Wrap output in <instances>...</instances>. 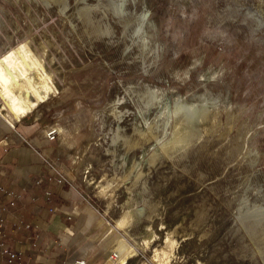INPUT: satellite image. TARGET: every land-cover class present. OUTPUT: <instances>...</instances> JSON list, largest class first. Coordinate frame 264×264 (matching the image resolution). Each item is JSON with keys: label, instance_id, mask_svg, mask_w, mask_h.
<instances>
[{"label": "rangeland", "instance_id": "1", "mask_svg": "<svg viewBox=\"0 0 264 264\" xmlns=\"http://www.w3.org/2000/svg\"><path fill=\"white\" fill-rule=\"evenodd\" d=\"M0 94L59 128L51 162L115 229L112 264L122 238L128 264H264V0H0ZM193 103L206 115L163 150ZM147 120L142 147L112 141Z\"/></svg>", "mask_w": 264, "mask_h": 264}, {"label": "crops", "instance_id": "2", "mask_svg": "<svg viewBox=\"0 0 264 264\" xmlns=\"http://www.w3.org/2000/svg\"><path fill=\"white\" fill-rule=\"evenodd\" d=\"M0 99L1 109L13 113H0V243L18 253L10 264H76L79 259L112 264L103 236L110 240L115 229L107 230L95 199L83 196L74 179L51 162L57 151L56 137L48 131L53 124L41 129L28 117L37 105L19 115L5 107L1 94ZM2 246L0 264L8 258Z\"/></svg>", "mask_w": 264, "mask_h": 264}, {"label": "bare ground", "instance_id": "3", "mask_svg": "<svg viewBox=\"0 0 264 264\" xmlns=\"http://www.w3.org/2000/svg\"><path fill=\"white\" fill-rule=\"evenodd\" d=\"M121 99L122 98L119 97L118 99L114 100L115 105L119 104V103L121 104L123 102V101H121ZM119 107H120V105H119ZM139 107H141V106L139 105ZM142 108L143 107H141V111H142ZM199 109H202V110L199 111ZM113 112L116 116L117 121L121 120V118L124 115L126 116L125 119L128 118L127 117L128 115H131V112L129 111V109H125V108H122L119 110L117 108H114ZM205 112H206L205 106L203 104H199V103H193L192 105H190V107L189 106L186 107L184 105L176 106V108L171 112V114H173V113L180 114V117L178 119L172 121V124L170 127V132L167 134L165 140L161 143L163 150L170 151L171 149H174L177 146L183 145L186 142H188L189 134L191 133L192 128H194V126H195V124L191 123V121L195 122V121L199 120L200 118H202L204 116V114L206 115ZM125 119L121 122L124 123ZM147 124H148L147 129L140 128L139 126L134 127V131L136 132V136H132V135L130 136L126 132L122 133L121 127L123 126V124L118 125V128L116 130L115 135L112 138V141H114L116 143V141L119 139V137L122 136V139H123L122 144L126 145L127 149H131V148L134 149V148L142 147L143 143L145 141L150 140V139L155 138V137H158L155 134V132L153 131V125L150 124V121L147 120ZM48 131L54 132L56 134H58L60 132L58 127L57 128L52 127ZM104 184L100 185V189H99L100 194H104L107 191L108 186L104 185ZM133 217H134V214L132 213V210H126L124 212V214L116 220L117 221V227H119V228L126 227L128 224L131 223V221L133 220ZM171 242H173V240L168 238V240L166 241L167 245H165V247H163L160 250L156 248V253L157 254L161 253L164 256H166L165 254L169 255L168 249H167L168 247H166V246H170ZM113 251H115V254L117 256V260H118L117 264H126L128 258L138 254L137 247L128 243L125 240V238H122L121 240H119L118 245L115 246Z\"/></svg>", "mask_w": 264, "mask_h": 264}, {"label": "built area", "instance_id": "4", "mask_svg": "<svg viewBox=\"0 0 264 264\" xmlns=\"http://www.w3.org/2000/svg\"><path fill=\"white\" fill-rule=\"evenodd\" d=\"M49 136H50V138L55 137L53 132H49ZM0 188H2V187L0 186ZM15 197H18V195H15ZM0 245L2 246V243H0ZM2 250L5 253H7V255H8L7 261L4 264H10L15 259L18 258V253H16L15 251H11L9 248H7L5 246H2ZM76 264H86V261L84 259H79V260H76Z\"/></svg>", "mask_w": 264, "mask_h": 264}]
</instances>
